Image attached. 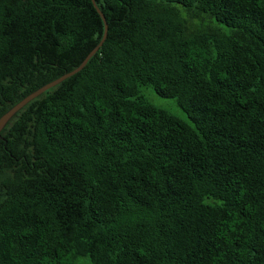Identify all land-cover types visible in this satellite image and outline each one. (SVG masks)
<instances>
[{
    "label": "trees",
    "instance_id": "16d2710c",
    "mask_svg": "<svg viewBox=\"0 0 264 264\" xmlns=\"http://www.w3.org/2000/svg\"><path fill=\"white\" fill-rule=\"evenodd\" d=\"M97 8L0 132V264H264V0H0V117Z\"/></svg>",
    "mask_w": 264,
    "mask_h": 264
},
{
    "label": "water",
    "instance_id": "95a60500",
    "mask_svg": "<svg viewBox=\"0 0 264 264\" xmlns=\"http://www.w3.org/2000/svg\"><path fill=\"white\" fill-rule=\"evenodd\" d=\"M93 2H94V0H93ZM97 10H98L100 16L102 17V19L104 21V25H105L104 26L105 27L104 36H103L102 40L100 41V43L86 55V57L83 59V61L81 62V64L77 68H75L74 70L62 75L61 77L55 79L52 82L47 83L46 85L40 87L36 91H34L31 94L27 95L20 102H18L11 109H9L4 115H2L0 117V132L7 125V123L13 118V116L18 111H20L26 104H28L30 101H32L33 99H35L36 97H38L39 95H41L42 93L47 91L48 89L58 85L60 82H62L66 78H69L70 76H72V75L78 73L79 71H81L84 68V66L87 64V62L90 60V58H92L96 54V52L101 47V45H102V43H103V41L105 39L106 33H107V24H106L104 15L102 14V12L98 8H97Z\"/></svg>",
    "mask_w": 264,
    "mask_h": 264
},
{
    "label": "rangeland",
    "instance_id": "374dc122",
    "mask_svg": "<svg viewBox=\"0 0 264 264\" xmlns=\"http://www.w3.org/2000/svg\"><path fill=\"white\" fill-rule=\"evenodd\" d=\"M140 94L153 106L162 109L179 120L190 123L187 114L178 106L175 99H168L158 96L151 87H141ZM74 264H91L86 257H77Z\"/></svg>",
    "mask_w": 264,
    "mask_h": 264
}]
</instances>
